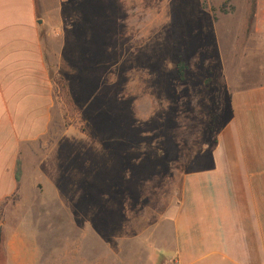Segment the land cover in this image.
<instances>
[{"label": "rangeland", "instance_id": "374dc122", "mask_svg": "<svg viewBox=\"0 0 264 264\" xmlns=\"http://www.w3.org/2000/svg\"><path fill=\"white\" fill-rule=\"evenodd\" d=\"M258 1L203 0L219 44L197 46L189 0H156L162 22L146 45L118 38V0H36L52 121L42 140L26 147L27 157L23 151V197L0 203V264L8 262L12 238L55 264L167 259L150 255L162 235L169 237L166 220L189 164V133L212 145L222 84L260 78ZM199 49L202 62H189ZM209 53L223 63L219 77L218 60L204 61Z\"/></svg>", "mask_w": 264, "mask_h": 264}, {"label": "crops", "instance_id": "0c3cea01", "mask_svg": "<svg viewBox=\"0 0 264 264\" xmlns=\"http://www.w3.org/2000/svg\"><path fill=\"white\" fill-rule=\"evenodd\" d=\"M118 1L120 7L113 10L118 14V38L148 44L162 22L156 0ZM202 3L189 0L191 43L219 44L213 13ZM260 17L264 18V7L259 0L255 31L262 35L257 44L263 52L257 62L260 78L249 85L222 84L212 145L199 143V135L189 133V164L176 184L177 202L166 220L169 237L162 235L150 255L151 259L157 251L166 254L160 264H264V24ZM43 25L36 0H0V203L15 195L23 197L28 182L23 151L27 157L26 147L42 140L52 121L53 85ZM198 51L189 62H202L204 52ZM207 60L218 57L209 53ZM220 61L218 77L223 73ZM15 241L12 238L7 245V264L56 263L37 260L38 251L23 241L15 246ZM115 263L119 261L110 264Z\"/></svg>", "mask_w": 264, "mask_h": 264}, {"label": "trees", "instance_id": "16d2710c", "mask_svg": "<svg viewBox=\"0 0 264 264\" xmlns=\"http://www.w3.org/2000/svg\"><path fill=\"white\" fill-rule=\"evenodd\" d=\"M205 7V4L203 5ZM180 77H182V72L180 71ZM207 83L209 82V79L206 80ZM22 176V169H21V160H18L17 170H16V178L18 182H20Z\"/></svg>", "mask_w": 264, "mask_h": 264}, {"label": "water", "instance_id": "95a60500", "mask_svg": "<svg viewBox=\"0 0 264 264\" xmlns=\"http://www.w3.org/2000/svg\"><path fill=\"white\" fill-rule=\"evenodd\" d=\"M39 22L42 23V20H40ZM0 240H1V230H0Z\"/></svg>", "mask_w": 264, "mask_h": 264}]
</instances>
